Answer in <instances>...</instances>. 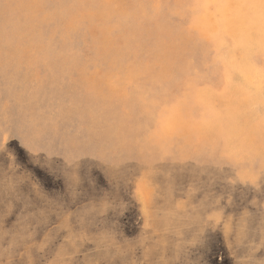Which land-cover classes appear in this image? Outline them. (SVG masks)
<instances>
[{
  "label": "rangeland",
  "instance_id": "rangeland-1",
  "mask_svg": "<svg viewBox=\"0 0 264 264\" xmlns=\"http://www.w3.org/2000/svg\"><path fill=\"white\" fill-rule=\"evenodd\" d=\"M0 264H264V0H0Z\"/></svg>",
  "mask_w": 264,
  "mask_h": 264
},
{
  "label": "bare ground",
  "instance_id": "bare-ground-1",
  "mask_svg": "<svg viewBox=\"0 0 264 264\" xmlns=\"http://www.w3.org/2000/svg\"><path fill=\"white\" fill-rule=\"evenodd\" d=\"M222 1V0H221Z\"/></svg>",
  "mask_w": 264,
  "mask_h": 264
}]
</instances>
